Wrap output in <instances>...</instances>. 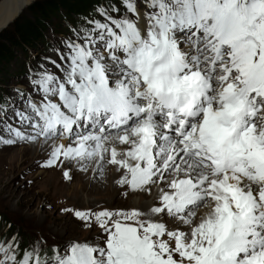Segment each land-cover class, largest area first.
<instances>
[{
	"label": "snow or ice",
	"instance_id": "1",
	"mask_svg": "<svg viewBox=\"0 0 264 264\" xmlns=\"http://www.w3.org/2000/svg\"><path fill=\"white\" fill-rule=\"evenodd\" d=\"M119 4L72 29L48 60L57 71L29 76L32 93L16 90L19 126L5 123L0 143L49 145L43 167L105 178L111 166L125 196L155 189L158 203L74 210L103 246L50 255L14 235L0 264H264V0Z\"/></svg>",
	"mask_w": 264,
	"mask_h": 264
},
{
	"label": "rangeland",
	"instance_id": "2",
	"mask_svg": "<svg viewBox=\"0 0 264 264\" xmlns=\"http://www.w3.org/2000/svg\"><path fill=\"white\" fill-rule=\"evenodd\" d=\"M92 19L103 18L98 13L86 20L76 18L74 22L68 23L70 26L62 27L64 30L57 27V21H54L45 33V44L16 49L15 59L0 69V104L9 102L7 113H0V137L8 138L4 131L5 123L19 126L12 109H23L24 105L16 90L32 93L29 76L40 71L42 64L56 72L55 67L48 62L49 58L59 63L57 49L63 51V41L75 38L72 29L88 26L87 21ZM66 29L69 30L65 33ZM12 145L13 149L0 143V239L17 236L21 250L36 241H41L42 249L47 248L50 255L53 246L63 250L72 242L91 241L103 246L104 233L95 225L90 228L75 220L72 217L74 210L129 209L134 207L133 202L139 206L154 198L145 200L130 194L124 196L125 189L116 183L111 186L105 182L103 185L107 190L101 187V192H95L93 188L97 183L93 179L79 177L83 171L78 170L75 163L43 167L51 148L45 149L40 142ZM65 170L69 171L71 179L65 178ZM38 234H43L48 243L40 240Z\"/></svg>",
	"mask_w": 264,
	"mask_h": 264
},
{
	"label": "trees",
	"instance_id": "3",
	"mask_svg": "<svg viewBox=\"0 0 264 264\" xmlns=\"http://www.w3.org/2000/svg\"><path fill=\"white\" fill-rule=\"evenodd\" d=\"M111 3L118 5L119 0L35 1L0 34V69L15 59L16 49L33 48L43 42L45 44V33L54 21H57L59 28L70 26L68 23L74 22L76 18L86 20L97 14L98 8L108 7ZM63 23L67 25L62 26Z\"/></svg>",
	"mask_w": 264,
	"mask_h": 264
},
{
	"label": "bare ground",
	"instance_id": "4",
	"mask_svg": "<svg viewBox=\"0 0 264 264\" xmlns=\"http://www.w3.org/2000/svg\"><path fill=\"white\" fill-rule=\"evenodd\" d=\"M32 0H2L0 3V30L3 26H5V24L11 20L12 18H15L18 14V12H20L23 8L25 9L26 6H28L31 3ZM19 144V142L15 143L14 145H12L13 147H15V145ZM50 144V142H49ZM30 146L32 144H29ZM11 145H8V147ZM42 146L45 147V149L50 148L49 145H44L42 144ZM33 147V146H32ZM9 148V150H10ZM13 149V148H11ZM66 169V168H65ZM75 169V168H74ZM77 171V170H76ZM74 172V171H73ZM78 175V174H77ZM79 177H83V178H89V179H93L97 184L96 186H94L93 190L95 192H101V187H103L105 190H107V188L103 185L105 182L108 183L109 185H115V174L113 173L111 166H108V168L105 170V178H101V176L99 174H95L94 170L92 167H90L88 172H81L79 174ZM92 180V182H93ZM114 187V186H113ZM112 187V188H113ZM111 188V190H112ZM118 188V187H117ZM120 188V187H119ZM116 190V189H115ZM120 190V189H119ZM113 191V190H112ZM111 191V192H112ZM108 193V192H107ZM123 194V193H122ZM132 197H136V196H140L141 199H145L146 198H151L154 197L156 195L155 189L153 190L152 194H149L147 192H138V193H129ZM125 196V195H124ZM112 200V199H111ZM158 203L157 199H154L149 202V203H143L141 205H137L136 202H133V206L134 207H144L145 205H150V204H156ZM104 209V208H103ZM89 210V209H88ZM87 211V210H85ZM207 211L206 207H201L200 209H198L196 211V219L199 220V218ZM72 217L80 222L85 223L82 220H79L75 217L74 213L72 214ZM94 226V225H93ZM93 226H91L90 228H92ZM39 239L42 240L45 243H48L46 241V238L43 237V234H38Z\"/></svg>",
	"mask_w": 264,
	"mask_h": 264
},
{
	"label": "water",
	"instance_id": "5",
	"mask_svg": "<svg viewBox=\"0 0 264 264\" xmlns=\"http://www.w3.org/2000/svg\"><path fill=\"white\" fill-rule=\"evenodd\" d=\"M35 1H37V0H33L28 6H26V8L25 9H27L32 3H34ZM24 8L20 11V12H18V14H17V16L15 17V18H12L11 20H9L6 24H5V26H3L2 28H1V30H0V34L4 31V30H6V29H8L9 28V26L10 25H12L13 23H14V21L23 13V11L25 10Z\"/></svg>",
	"mask_w": 264,
	"mask_h": 264
}]
</instances>
